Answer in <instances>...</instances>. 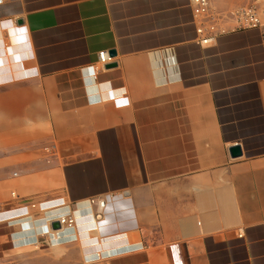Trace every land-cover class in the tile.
I'll return each mask as SVG.
<instances>
[{
	"label": "crops",
	"instance_id": "1",
	"mask_svg": "<svg viewBox=\"0 0 264 264\" xmlns=\"http://www.w3.org/2000/svg\"><path fill=\"white\" fill-rule=\"evenodd\" d=\"M1 135L11 152L55 156L51 183L83 215L56 242L32 226L25 262L0 234V264H264L256 29L203 46L190 0H1Z\"/></svg>",
	"mask_w": 264,
	"mask_h": 264
},
{
	"label": "rangeland",
	"instance_id": "2",
	"mask_svg": "<svg viewBox=\"0 0 264 264\" xmlns=\"http://www.w3.org/2000/svg\"><path fill=\"white\" fill-rule=\"evenodd\" d=\"M7 139L4 135L0 136V212L16 209L29 202L36 203V207L31 211V216L0 221V234H8L9 246H17L9 251V256L25 262L27 252L30 251L22 247L23 241L29 240L33 235L32 226L41 221L46 222L47 217L52 214L51 209L44 210L42 204H49L55 198L67 196V188L51 183L55 178V156L42 149L33 153L11 152L9 143H4ZM18 187L24 192L20 194ZM11 192L15 193L13 197ZM65 203L70 210H79L76 202L70 198L65 200ZM24 221L28 223L27 226ZM42 231L45 232V229L42 228ZM15 232L17 234L13 235ZM43 236L48 237L45 233ZM62 239L63 237H60L57 240ZM2 254L0 253V256Z\"/></svg>",
	"mask_w": 264,
	"mask_h": 264
},
{
	"label": "built area",
	"instance_id": "3",
	"mask_svg": "<svg viewBox=\"0 0 264 264\" xmlns=\"http://www.w3.org/2000/svg\"><path fill=\"white\" fill-rule=\"evenodd\" d=\"M1 1V0H0ZM191 11L193 15V23L195 34L199 44L205 46L210 44L217 36L230 32L243 31L248 29H256L259 31L261 40L264 43V0H247L244 4L234 6L228 9L215 8L211 0H190ZM111 61V57L105 50L98 52V62L103 67ZM12 193V197L15 195ZM57 202L59 207L65 209L57 214H51L47 217L46 222L48 228L45 234L49 235L55 242L59 241L60 235L67 229L77 226V218L75 211L70 210L68 204L63 198H55L49 205ZM91 203L94 200H90ZM98 206L103 207L105 201L103 199L97 201ZM36 207V203L29 202L16 208L22 216H31V211ZM55 208V207H54ZM48 208V209H54ZM44 209V210H48ZM14 210V209H11ZM11 210H6L11 211ZM100 213L96 214L98 218ZM90 222L89 227H96L95 219L87 218ZM57 221L60 225L59 229H52L51 223ZM45 229V228H44ZM99 256V253L97 254ZM88 258V256H86ZM95 257V256H94Z\"/></svg>",
	"mask_w": 264,
	"mask_h": 264
},
{
	"label": "water",
	"instance_id": "4",
	"mask_svg": "<svg viewBox=\"0 0 264 264\" xmlns=\"http://www.w3.org/2000/svg\"><path fill=\"white\" fill-rule=\"evenodd\" d=\"M109 55L110 56H114L115 55V50H110L109 51ZM113 66H115V63H109V64L106 65L107 68L113 67ZM229 152H230V155L232 157H238V156L241 155V148H240L239 145H234V146L229 148ZM51 228L52 229H59L60 225H59V223L57 221H53L51 223Z\"/></svg>",
	"mask_w": 264,
	"mask_h": 264
},
{
	"label": "bare ground",
	"instance_id": "5",
	"mask_svg": "<svg viewBox=\"0 0 264 264\" xmlns=\"http://www.w3.org/2000/svg\"><path fill=\"white\" fill-rule=\"evenodd\" d=\"M58 212H61V211H57V210H55V211H53L52 212V214L54 215V214H57ZM85 214V213H84ZM83 214L82 213H76L75 212V216H76V218L78 219V217H80V216H82ZM44 228H45V230H46V228H48V226H47V223H44Z\"/></svg>",
	"mask_w": 264,
	"mask_h": 264
}]
</instances>
